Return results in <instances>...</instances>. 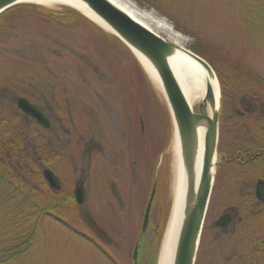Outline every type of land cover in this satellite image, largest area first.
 I'll use <instances>...</instances> for the list:
<instances>
[{
    "label": "rangeland",
    "instance_id": "1",
    "mask_svg": "<svg viewBox=\"0 0 264 264\" xmlns=\"http://www.w3.org/2000/svg\"><path fill=\"white\" fill-rule=\"evenodd\" d=\"M126 1L140 12L150 15L152 19L148 18L146 21L152 25L155 19L165 20L184 36V47L190 50L193 47L201 49L205 54V57H202L213 61L224 77V81H219L222 89V122L218 153L219 158H223L221 164L224 169L221 176L224 182L229 181L230 186L228 183L222 193L216 190L212 195L205 229L207 234H215L211 228L214 221L230 206L236 207L244 220L247 216L245 203L229 200L230 187L234 193L245 197L246 201L248 194L245 195L244 192L248 193L251 184L253 187L257 179L264 174V165L258 162L259 160L250 167L229 161L231 157L228 152L231 145H234L232 138L239 132L237 128L231 130V123L225 121L231 119L238 126L246 123L250 125L251 133L259 135L261 132V125H257L255 115L241 118L235 111L243 109L244 102L247 105L254 104L261 110L260 113L264 114V0H216L219 3L216 7L217 15L221 17L211 16L208 20L212 22L211 35L222 41L218 42L219 44H204L201 40L198 41L177 30L167 17L144 1ZM201 2L204 0L198 1L197 4ZM29 4L46 10L47 15L37 16L35 11L20 8L9 11L5 19L0 20V31L5 35L3 40L0 38V140H6V132H20L31 152L30 161H33L32 146L38 144L40 137L53 135V132L42 129L33 122L20 120L12 115L13 110L17 108L15 99L18 97L31 98L53 117L55 128L62 123L65 128L75 131L74 135L77 136L86 132L85 125L89 117L86 112L87 105L92 109L90 118L93 130L98 131L99 124L102 126L98 119L106 115L105 106L109 105L114 109L107 102H111L109 98L114 103V99H120V92L133 93V97L139 96V104H145L152 132L150 152L159 156L157 163L162 161L165 168L153 204L151 224L142 235L143 238L140 237L142 246L138 253L139 260H142L143 253H146L143 264H157V246L161 236L162 241L165 226L170 218L175 185L172 151L174 128L164 91L144 70L131 49L111 31L105 30L81 12L73 11L74 9L71 10V7L66 5ZM231 11L232 16L229 15ZM204 20L208 21L205 17ZM4 26L6 30L3 31ZM160 35L170 40L166 33L162 32ZM60 51L63 52L60 54ZM37 88L38 90H34ZM202 100L203 98L196 102L194 110H198ZM128 103L133 104L132 101ZM10 117H15L16 120L7 122ZM102 119L105 125V117ZM169 123L171 134L164 140L168 134ZM261 123L264 125L263 121ZM248 138L249 136H246V140ZM162 151L164 153L160 156ZM13 161L20 162L21 159L14 155ZM160 164H156L155 178L158 177ZM63 174L67 183H70L71 176L69 177L67 171ZM232 178L237 180L236 183L232 182ZM33 196L34 210H43L44 207L51 209L49 198L45 200L46 195L42 197L34 193ZM70 206L55 211L62 220H57L47 213L41 214L40 217L36 215L32 221L38 220L40 226L34 246L21 257L5 264H133L134 235L142 228L143 203L138 207V211L136 210L133 219L120 216L113 222L117 233L110 232L109 235L117 242V246L107 243L103 245L110 255L101 253L93 246L89 247L82 235L72 232V229H75L82 233L86 228L80 212ZM8 220L5 214L0 213V238L7 234ZM243 225V222L236 223V232L245 233ZM152 226L159 227V230L154 235L153 242L148 244L153 232ZM251 230L248 232H252ZM239 236L246 238V234ZM158 251L160 252V249ZM230 257L231 252H223L224 260H219V263L232 264L234 261ZM206 261L208 264L210 260ZM212 263L216 264L213 261ZM197 264H204L202 258H199Z\"/></svg>",
    "mask_w": 264,
    "mask_h": 264
},
{
    "label": "flooded vegetation",
    "instance_id": "2",
    "mask_svg": "<svg viewBox=\"0 0 264 264\" xmlns=\"http://www.w3.org/2000/svg\"><path fill=\"white\" fill-rule=\"evenodd\" d=\"M133 95V93L120 92L118 95L120 99H114L116 100L114 103L111 98H109L111 102L107 100L114 109H111L109 105L105 106V125H103L102 119L104 117L101 116L98 121L102 123V126L99 124L98 131L93 130L92 118H90L92 109L87 105L86 112L89 113V117L85 125L86 132L83 135H77L76 133L77 136L74 135L75 131L65 128L62 123L55 128L53 117L31 98L24 97L44 114L49 126L45 127L38 123L35 118L24 113L19 108L18 100L22 97H18L15 99L19 115L17 117L20 120L33 122L40 128L53 132V135L46 138L40 137L41 140L38 144L36 143L32 146L34 151L33 161H30L31 152L26 146L23 135L18 136L19 140L24 143L21 145L22 147L17 148L13 153L7 151L0 158L12 167L15 175L34 186L37 194L42 197L46 195L45 200L49 198L48 202L51 211L46 212L48 215L53 216L57 220H62L55 211H59L69 205L79 211L86 230L82 233L77 232V234L82 235L89 247L93 246L105 255L110 254L103 247L104 243L117 246V242L109 235L110 232L117 233L116 225L113 222L116 219L118 220L120 216L129 220L133 219L136 210L138 211V207L143 203L142 228L134 235L135 242L133 243L132 255L133 264H143L144 260H146L144 259L146 253H143L144 258L139 260L138 253L142 246H140V239L143 238L142 235H144L151 224L153 204L157 197L158 186L161 184L160 178L165 168L163 162L160 161L161 166H158L160 168L158 177L155 178L159 156H155L150 152V149L152 150L150 141L152 132L148 122L149 119H147L145 104H139V96L133 97ZM131 96L132 98H130ZM111 97L113 99V96ZM141 98L142 101L145 100L142 95ZM128 101H132L133 104L128 103ZM242 104L243 109L235 111L237 116L243 118L255 115L257 125H261L260 128L264 130V125L261 123V121L264 123V114L260 113L261 110L252 103H249V106L244 102ZM225 121L231 123V130H236L237 128L239 132L232 138L234 145H231L228 152L231 157L229 161L250 167L251 164L253 166L259 160L258 162L264 165V147L253 152L245 143L249 142L245 140L246 136L251 137L253 140L258 139L257 134L251 133L250 125L243 123L238 126L231 119H226ZM242 129L245 131L243 132ZM61 131L66 134H62ZM170 134L169 123L168 134L163 139L166 140ZM65 136H67L66 139ZM27 145L30 146L29 143ZM164 151L161 152L160 156ZM14 155H18L21 161L14 163ZM152 156L155 157L152 158ZM164 158L165 156L163 155V160ZM222 160L221 156L212 195L216 190L222 193L224 187L229 183L228 180L224 182L221 176L224 169L221 164ZM143 165L144 167L142 168ZM47 169L51 170L56 176V185H52L46 178L45 171ZM64 171H67L69 177L71 176L70 183H67L64 178ZM248 175L252 176L251 174ZM236 181L232 178L233 183H236ZM80 188L83 196L81 204L77 201V190ZM230 191L229 200L231 202L240 200V203L246 204V219L244 220L240 216L236 207L230 206L223 210L214 221L211 228L214 229L215 234H207L205 229L207 212L196 264L199 258H202L204 264H207L206 260H210L208 264H213L212 261L220 264L219 260H224L223 252L225 251L231 252L230 258L234 261L232 264L264 263V174L257 179L253 187L251 184V190L248 193L244 192L245 195L248 194V200L245 201V197L242 198L234 193L231 187ZM152 196L150 216L144 229L145 214ZM220 220L221 223L218 224ZM241 222H243L244 229H246L245 233H242L243 231L241 233L236 232V223ZM152 229V236L148 244L153 242V237L157 234L159 227L152 226ZM255 229L259 231H255ZM250 230L252 232H248ZM243 234H246V238L239 236Z\"/></svg>",
    "mask_w": 264,
    "mask_h": 264
},
{
    "label": "water",
    "instance_id": "3",
    "mask_svg": "<svg viewBox=\"0 0 264 264\" xmlns=\"http://www.w3.org/2000/svg\"><path fill=\"white\" fill-rule=\"evenodd\" d=\"M80 1L102 18L134 54L137 51L143 55L160 78L175 132L180 138L183 163L188 177L186 219L177 246L174 264H195L214 185L215 168L217 167V160L215 161V159L218 155L220 136L221 86L219 100L214 86L212 83H208L204 98L198 106V111H195L170 65L169 58L178 49H182L218 78L216 71L205 58L186 47L181 48L176 43L147 28L118 8L110 0ZM24 2L26 1L0 0V15L15 5ZM18 106L24 113L35 118L38 123L45 127L49 126L44 114L31 104L28 99L19 98ZM200 126H207L206 150L204 169L199 187L196 190L195 158L197 131ZM45 175L52 185H56L57 178L51 170L47 169ZM152 200L153 196L145 214L144 229L148 224ZM77 201L80 204L83 202L81 188L77 190ZM220 223L221 220L218 221V224Z\"/></svg>",
    "mask_w": 264,
    "mask_h": 264
},
{
    "label": "trees",
    "instance_id": "4",
    "mask_svg": "<svg viewBox=\"0 0 264 264\" xmlns=\"http://www.w3.org/2000/svg\"><path fill=\"white\" fill-rule=\"evenodd\" d=\"M140 1H144L156 8L160 14L167 17L172 22L177 30H180L184 34L189 35L198 41L201 40L204 42V44H209L211 42L219 44L218 42H222L216 36L211 35L212 22L208 20V18H211V16L221 17L220 15H217L216 7L219 6V3L216 0H204V2H201L200 4H197V2L200 0ZM20 8L35 11V15L37 16L47 15L46 10H42L36 5L21 3L2 13L0 15V20H4L5 15L9 11ZM201 8L203 10H201ZM70 9L73 10V8ZM73 11H75V9ZM232 13V11L229 12V15L232 16ZM204 17L207 18L209 22L205 21ZM233 17H235L234 14ZM5 28L6 26L2 28L3 31L6 30ZM0 38H2V40L5 38V35L2 34V31H0ZM192 50L201 56L205 55L202 51H200L201 49L199 48L193 47ZM62 52L63 51H60V54ZM226 59L228 60V58ZM208 60L216 70L220 81H224V77L219 71L218 67L213 61L210 59ZM13 115L15 117L19 116L17 109L15 111L13 110ZM15 117H10L7 122H13L16 120ZM260 130V136L257 134L258 139L253 140L251 137H249L247 140L249 142H245L249 146V149H251L253 152L264 147V130L263 128H260ZM5 135L6 136L4 138L6 140H0V157L7 153V151L13 153L17 150V148L22 147L21 145L24 144L19 140L18 136H21L20 132H6ZM34 193H36L35 187L15 175L12 167L3 162V160L0 158V211H2L0 213L5 214V217L9 218L7 223L8 229H6L7 234L4 235L3 238H0V264H5L7 261L19 258L32 249L40 226L38 220L35 222L32 220L36 215L40 217L41 214L43 215L47 211H51V209L45 207L43 210H34L35 208L32 206L34 201ZM161 237L157 246V256L155 261L158 259V249H160Z\"/></svg>",
    "mask_w": 264,
    "mask_h": 264
},
{
    "label": "bare ground",
    "instance_id": "5",
    "mask_svg": "<svg viewBox=\"0 0 264 264\" xmlns=\"http://www.w3.org/2000/svg\"><path fill=\"white\" fill-rule=\"evenodd\" d=\"M26 2H34L46 6L54 5H66L74 9L79 10L86 17L103 27L105 30L114 31L110 26L93 11H91L85 3L80 0H25ZM118 8L126 12L136 21L142 23L147 28L154 32L166 33L171 42L176 43L181 48L185 45V38L182 34L175 31V29L168 24L165 20L155 19L153 25L146 20L152 19L150 15L145 12H140L126 0H110ZM135 55L139 62L142 64L149 76L156 81L161 87L160 78L150 64V62L140 53L135 51ZM170 65L176 74L182 89L184 90L186 97L193 107L197 101L202 99L206 92L208 83H212L214 86L216 96L220 100V83L218 78L211 72L204 68L195 58L186 53L182 49H178L176 53L169 58ZM163 89V88H162ZM206 133L207 126H200L197 131V149L195 158V175H196V190L199 187L202 172L205 163V150H206ZM174 168H175V185H174V200L170 218L165 226V233L160 245V252L158 257V264H174L177 246L183 225L186 219V207H187V186L188 177L183 163V157L181 152L180 138L177 132L174 131V140L172 145ZM216 156L215 161L217 160ZM218 161V160H217ZM217 168H215V171ZM212 196V195H211Z\"/></svg>",
    "mask_w": 264,
    "mask_h": 264
}]
</instances>
